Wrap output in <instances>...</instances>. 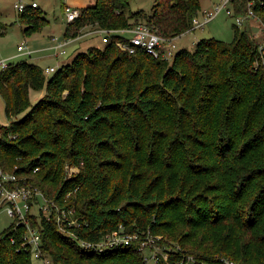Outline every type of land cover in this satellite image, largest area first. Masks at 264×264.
Returning a JSON list of instances; mask_svg holds the SVG:
<instances>
[{"label":"trees","instance_id":"obj_1","mask_svg":"<svg viewBox=\"0 0 264 264\" xmlns=\"http://www.w3.org/2000/svg\"><path fill=\"white\" fill-rule=\"evenodd\" d=\"M129 7L97 0L65 38L144 24L181 36L201 10L199 0H156L151 13ZM247 7L234 0L236 15ZM254 10L264 24V6ZM19 14L25 36L48 24L39 8ZM233 28L231 42L204 39L172 61L129 55L114 34L104 50L90 48L50 77L28 62L0 73L7 117L26 113L0 127V162L82 223L74 239L42 211L33 215L47 257L146 264L136 243L102 253L80 245L122 226L162 237L171 248L166 264H264V67L253 35ZM42 90L33 105L30 92ZM67 166L78 172L69 178ZM25 233L23 225L0 231V264H32Z\"/></svg>","mask_w":264,"mask_h":264},{"label":"built area","instance_id":"obj_2","mask_svg":"<svg viewBox=\"0 0 264 264\" xmlns=\"http://www.w3.org/2000/svg\"><path fill=\"white\" fill-rule=\"evenodd\" d=\"M256 5L264 6V0H248L247 12L236 15L234 13V0H221L220 4L215 5L214 11L204 10L202 20H200V16L196 17L192 28L187 33L203 29L206 24L225 12L228 16L234 17L235 24L239 28L245 26L258 27V32L253 37L259 46L260 60L264 67V24L255 13L254 7ZM14 7L18 13H22L28 8L37 9L39 5L36 2L29 3L27 0H16ZM64 12L69 24L81 15V11L72 7H66ZM93 33L102 34L104 36L103 43L106 44L110 42L111 36L118 34L122 39L116 44L121 51L129 55H136L138 52L144 51L156 59L161 58L166 61H172L180 51L176 42L182 36L164 37L145 24L116 31L105 30ZM125 34H129L130 37L124 38L123 35ZM71 40L66 38L65 41L57 42L53 47L54 55H65L64 48L68 46ZM18 50L20 52L26 51V43L19 46ZM10 65L9 60H0V73L8 69ZM56 71V68H48L44 73L50 75ZM17 170L16 168L11 172L5 169L0 162V210L4 209L7 215L13 219L11 226L14 228L18 225L25 226L26 233L23 246L30 253L32 264H56L44 253L40 231L32 226L31 217L39 215L42 211L48 220L56 221L61 231L74 239L78 238L74 229L81 228L82 223L75 217V209L62 208L47 198L39 189L30 187L27 178L25 176L20 177ZM37 171L38 169L34 170V173ZM161 240L162 237L156 238L149 235L140 238L137 234H127L120 226L118 230L107 234L99 242L80 241V245L88 250L102 253L115 247L131 246L136 243L146 264H166L171 255V248L167 244L159 243ZM226 262L227 264H234Z\"/></svg>","mask_w":264,"mask_h":264},{"label":"rangeland","instance_id":"obj_3","mask_svg":"<svg viewBox=\"0 0 264 264\" xmlns=\"http://www.w3.org/2000/svg\"><path fill=\"white\" fill-rule=\"evenodd\" d=\"M39 1V0H38ZM66 4H69L68 0H64ZM75 0H70L71 5ZM156 0H129V10L131 13L143 11L145 13H151L152 7L154 6ZM200 1V20H202V14L204 10L214 11L215 5L220 4L221 0H199ZM45 7L41 4V9L46 13V18L48 19V24L46 27L38 34L32 36H25L22 29L23 24L20 22V14L15 9L14 5L16 0H0V60H9L11 64H16L20 62H30L36 64L42 70L46 68H56L59 66V62L71 63L73 61V50L81 47L82 52H88L90 48H97L104 50L107 46L103 43V36L97 35H85L81 38L76 39L74 44L68 47V52L70 56L61 57V59H56L52 57V51L50 47L53 45L51 35L59 36L60 38L64 35V12L62 10V0H45ZM70 5V4H69ZM234 17L228 16L225 12L220 14L217 18L212 20V22L205 25L203 29L196 30L192 33H186L180 39L177 40L178 50L185 49L189 51H194L197 44L204 39H217L224 42H231L234 36ZM240 30H247L251 35H255L258 32V27H254L253 30L250 27H240ZM90 28L84 29L83 34H87ZM50 32V33H49ZM51 34V35H50ZM124 38L130 37L129 34L123 35ZM196 42V45L194 43ZM23 43H26L29 50H37L36 54L32 57L20 55L18 52V47ZM79 49V50H80ZM69 59V60H68ZM52 75V74H51ZM50 75V76H51ZM49 77V76H48ZM42 96L45 95V91L42 90ZM41 95V91H33L31 101L36 104L37 98ZM26 115V113L24 114ZM24 115L18 118L9 119L6 115V105L3 97L0 95V127L9 126L12 121L20 120ZM68 177L70 178L74 173L78 172L77 167L67 166ZM13 223V219L10 218L4 209L0 210V231H8Z\"/></svg>","mask_w":264,"mask_h":264},{"label":"crops","instance_id":"obj_4","mask_svg":"<svg viewBox=\"0 0 264 264\" xmlns=\"http://www.w3.org/2000/svg\"><path fill=\"white\" fill-rule=\"evenodd\" d=\"M40 2H43L42 3V5H43V7H45V5H46V3L44 2L45 0H39ZM39 1L38 0H27V2H29V3H31V2H36V3H38V5H39V9H41V4L39 3ZM96 1L97 0H75L73 3V6L71 5V3H70V0H68V2H69V4H66V2L64 1V0H62V10H63V12L65 11V8L66 7H72V8H75V9H78L79 11H82L83 9H85V8H87V7H90V6H94L95 4H96ZM56 2H57V0H56ZM71 2H72V0H71ZM42 10V9H41ZM43 11V10H42ZM44 12V11H43ZM45 13V12H44ZM64 14H65V12H64ZM45 15H46V13H45ZM48 20V19H47ZM64 23H65V28H64V35H63V37L62 38H60L59 36H55V35H51V38H52V42H53V45L50 47V51H52V57H55L57 60L58 59H61V57H67V56H70L69 55V52H68V47L69 46H71L72 44H74V42L76 41V39H78V38H81L82 36H85V35H93L92 33L93 32H95V31H92V30H90V31H88L87 32V34H83V33H81V35L78 37V38H76V39H72L71 41H70V43L68 44V46L67 47H65L64 49H65V51H66V54L65 55H59V56H55L54 55V50H53V47L57 44V42H61V41H65L66 40V38H65V31H66V27H67V25L69 24L68 22H67V19H66V17L64 16ZM250 27V29L251 30H253L254 29V27H251V26H249ZM50 33V32H49ZM98 34H100V33H98ZM35 35V34H34ZM94 35H97V34H94ZM100 35H102V34H100ZM185 35V34H184ZM103 36V35H102ZM183 36V35H182ZM181 36V37H182ZM104 37V36H103ZM102 37V38H103ZM180 37V38H181ZM179 38V39H180ZM194 45H196V42L194 43ZM19 48V47H18ZM81 47H77L76 48V50H73V52H74V55L72 56L73 58V60H74V58L78 55V54H80V53H85V52H82V49H80ZM80 49V50H79ZM36 51L37 50H29L28 49V47H27V50L26 51H23V52H20L19 50H18V52H19V54L20 55H24V56H28V57H32L34 54H36ZM69 60V59H68ZM9 61H10V59H9ZM30 63V62H29ZM67 64H69V61H67V62H63V61H60L59 62V66H57L58 68H60L61 66H65V65H67ZM46 69H48V68H46ZM46 69L44 70V71H46ZM51 75V74H50ZM50 75H46L47 77L49 76L50 77ZM32 92L33 91H31L30 92V97H32ZM42 93H44L43 91H41V95H39V97L37 98V102L43 97L42 96ZM32 102V101H31ZM36 102V103H37ZM33 105H34V103H32Z\"/></svg>","mask_w":264,"mask_h":264}]
</instances>
